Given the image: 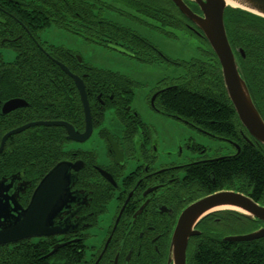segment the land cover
Returning <instances> with one entry per match:
<instances>
[{"label":"trees","instance_id":"16d2710c","mask_svg":"<svg viewBox=\"0 0 264 264\" xmlns=\"http://www.w3.org/2000/svg\"><path fill=\"white\" fill-rule=\"evenodd\" d=\"M20 1L25 2L28 7H18L0 0L3 9L17 22L26 24V21H33L40 31L55 26L67 32L77 33L86 40H97L98 45L120 46L118 39L131 42L136 40V46L152 50L168 62L170 61L155 47L133 31L105 20L102 17L104 10L122 13L115 7L116 4L122 5L165 26L178 27L200 37L194 29L188 28L191 26L192 29L194 26L169 0H105L110 5L102 0ZM184 2L198 13L192 2ZM12 20L13 18L8 22ZM224 27L240 74L264 122V19L238 9L227 8L224 13ZM0 28V50H9L15 54L12 62H5L0 52V103L20 99L28 105L7 115H0V141L7 132L31 122L63 120L77 129L82 126V108L77 91L56 62L65 65L70 72L78 69L81 71L80 75H87L83 82L90 102L97 104L96 94L105 91L113 96L112 105L107 108L114 109L117 117L123 121L132 115L133 111H127V108L132 100L135 83L128 78L108 70L93 68L84 62L79 65L65 48H54L47 55V51H41L25 34L18 38V35L14 34L15 28L9 25ZM4 38L10 41L2 42ZM202 39L206 43L207 60H194L187 64V74L181 78L182 83L156 90L158 94L153 109L239 148V152L236 151L232 156L207 162L206 166L201 165L203 169L198 166L189 168L191 178L198 182L199 188L209 186L214 181V191L231 190L264 207V155L256 146L245 140L247 137L255 144L239 123L224 90L219 63L206 40ZM120 47L136 56L130 49ZM88 93L92 94L89 96ZM127 128L129 129V126ZM66 142L63 129L58 127H32L6 141L0 154V180H10L16 176L30 184L27 194L21 197L23 206L45 174L57 163L71 158V153L64 151ZM87 170L88 164L80 173L86 174L84 180L94 177L88 175ZM83 188L91 191V207L95 211L92 222L96 225L97 217L105 213L106 206L112 200V189L103 183H84ZM214 214L222 216L217 227L223 235L248 234L261 226L259 221L235 212L222 211ZM203 222L201 220L198 223V229H202ZM118 229L119 227L107 250L111 257L115 252L112 246L119 243V238L116 237ZM56 243V240L47 238L0 247V264H94L92 253L86 256L84 240L78 245L69 244L49 256ZM218 248L214 239L209 240L207 248L201 246L196 250L198 252L194 253L192 264H264V238L233 246L223 243L221 253ZM107 251L100 264H109Z\"/></svg>","mask_w":264,"mask_h":264},{"label":"flooded vegetation","instance_id":"af4514ba","mask_svg":"<svg viewBox=\"0 0 264 264\" xmlns=\"http://www.w3.org/2000/svg\"><path fill=\"white\" fill-rule=\"evenodd\" d=\"M16 1H19L23 4H15L16 6L28 7L25 2L20 0ZM12 18L13 20L11 22H8V20ZM0 20L3 21L2 23L0 22V27L5 28L6 25H9L10 27L15 28L14 34H17L18 38L22 37L23 34H25L26 37L33 43H35L41 51H44V53L47 51V55H49V51L54 48H63L50 46L44 43V41L41 39V35L45 30H38L39 28L37 27V25L30 20L26 21V24H23L21 21L17 22V20L12 17L9 12L3 9L1 4ZM69 33L78 36L77 33ZM11 40L14 41L16 39L11 38ZM4 41L7 42L10 41V39L4 38L2 42ZM90 42L98 44L97 40ZM69 51L73 56L74 61L77 63L75 53L71 50ZM82 64L84 63L82 62ZM74 72L71 73L75 76L80 77L82 80L87 77L86 74L80 75L81 71H79L78 69L74 70ZM66 77L68 76L66 75ZM68 78L73 82L70 77ZM73 86L76 89L74 82ZM157 93L158 92H156L155 94ZM88 94L90 96L92 93ZM96 98L97 104H95L94 101L90 102L87 95L92 122V131L89 139L96 132L98 138L105 143L106 151H103V155H100L101 150L99 151V154L94 152V150L85 151L76 149L72 151H66L71 153V158L69 157L66 160H62L61 162H67L70 164L81 163V169L78 172L75 173L71 170V174L75 177L71 191L76 192L77 201L73 205H71L68 211L61 213L55 220L56 223L62 222L63 224L64 221H67V225H71V227L68 229V232L64 235L48 238L56 240L57 243L55 245L66 243L65 246L69 244L78 245L82 242V240H84L86 246V241L90 237L88 231L96 225H93L92 222L95 217V211L93 210V207H91V191L84 189L83 186L84 183H103L107 185L108 188L112 189V200L106 206V210L104 213L109 215V218L107 225L104 227L102 239L100 240L99 246L97 248L91 249V255L94 256V264H100L103 260L110 243L113 241V237L118 227L119 229L116 237L119 238V243H115L112 246V249L115 250L114 255L111 257L108 251L106 254L109 264H114L116 257V264H167L172 235L181 213L194 202L214 193L225 191H214L216 187L214 181H212L209 186L199 188L197 184L198 182L192 180V174L189 173L191 172L189 168L197 166L200 167L201 165L206 166L207 162L217 161L222 158L211 161L204 160L203 158H192L188 160L185 159L186 161H182V163L179 159V161L160 164L159 159L156 155V148L154 145L151 128L142 121L139 115H137L133 111L131 116L123 119L122 121L115 115L114 109L107 108L108 106L112 105L113 96L111 94H106L105 91L102 93L100 92L96 94ZM3 103H0V109ZM151 107L153 108V106ZM111 109L114 112L115 118L118 120L122 127L120 136L114 135L111 130L103 127L105 114ZM130 110L131 109H129L128 107L127 111ZM0 115L4 116L1 114V111ZM37 122L66 121L60 120ZM123 122H126V124L124 125ZM127 126H129L130 131ZM73 128L78 134L84 133L85 119L83 109L82 126L79 129L75 128L74 126ZM62 129L67 140L66 131L64 128ZM109 139L117 145V148L121 153L122 162L120 164L116 163L115 155L112 152L111 146L108 141ZM68 141L69 140H67V142ZM230 144L233 145L234 148H236L234 144ZM201 150L204 151V148H197L198 152ZM180 154L181 151L179 152V155ZM98 157H101L102 159L99 160ZM129 161H132L134 164L133 168H131L130 170H128ZM86 164H88L89 168V170H87V174L90 176L94 175L93 178H90L88 180H84V176H86V174H80L86 168ZM200 168L203 169L204 167ZM10 180L11 181L8 182L11 185L10 194H15L17 196L19 205L22 208H26L38 184L32 190L26 205L23 206L21 204V197L27 194V191L31 186L30 184L25 183L21 177L15 176ZM209 189H211V191H209ZM110 205L111 207L110 209H108ZM217 212L221 213V211ZM99 218L100 216L97 217L96 224L98 223ZM221 218V215L216 216V214L214 213L210 214L202 219V222L204 221L201 226L202 229H198V225L194 228L195 231L200 232V235L190 237L187 241L186 264H192L194 253L198 252L196 250L201 246H206L207 248V242L211 239H214L217 242L219 253L222 252L223 243L232 244V246L233 244H238L224 241V238L237 236L238 234L223 235V233L219 231L217 227V225L222 220ZM108 240L109 242L108 244H106ZM203 242H206V244H204ZM85 250H87V246Z\"/></svg>","mask_w":264,"mask_h":264},{"label":"water","instance_id":"95a60500","mask_svg":"<svg viewBox=\"0 0 264 264\" xmlns=\"http://www.w3.org/2000/svg\"><path fill=\"white\" fill-rule=\"evenodd\" d=\"M16 5H23L16 0H7ZM177 10L191 23L192 30L204 38L214 53L221 70L224 90L231 103L242 128L254 140L253 144L247 137L245 140L256 146L264 155V122L256 110L247 85L243 80L239 65L228 42L225 27L224 13L227 8L238 9L251 15L264 19V0H188L198 9L195 13L184 0H169ZM226 2H235L240 6L233 7ZM2 23L3 21L0 20ZM108 47L125 55L134 56L124 48L108 44ZM242 54V52L240 51ZM242 57L243 54H242ZM79 65H82L80 57H75ZM62 72L70 77L78 92L85 119V131L78 134L72 125L66 122H33L13 129L6 133L0 142V154L10 136L19 134L29 128L62 127L67 134V140L84 143L91 135L92 122L87 94L83 80L73 75L69 69L56 62ZM158 94V93H157ZM155 94L151 99L154 107ZM23 100L13 99L2 104L1 114L5 115L20 108L27 107ZM111 150L115 155L116 163L122 162L121 153L117 145L108 140ZM237 152L239 148L236 147ZM81 169V163L70 164L60 162L55 165L38 183L26 208H22L15 194H10L11 180L0 181V247L11 246L32 239L48 238L64 235L71 225L67 221L56 223L57 217L68 211L76 201V192L71 188L75 173ZM110 179V178H108ZM224 208V209H222ZM227 208H234L229 210ZM217 211H231L241 214L249 219L259 221L258 230L237 236L224 238L230 243L253 242L264 238V207L259 206L249 197L232 191H221L204 197L189 205L180 215L172 235L167 264H186L187 241L190 237L199 236L200 232L194 228L206 216ZM118 221V220H117ZM109 240L106 244H108ZM66 245L57 244L52 247L49 256ZM117 262L115 258L114 264Z\"/></svg>","mask_w":264,"mask_h":264},{"label":"rangeland","instance_id":"374dc122","mask_svg":"<svg viewBox=\"0 0 264 264\" xmlns=\"http://www.w3.org/2000/svg\"><path fill=\"white\" fill-rule=\"evenodd\" d=\"M105 1V0H102ZM108 5L109 2L105 1ZM117 11L104 10L102 17L120 27L133 31L140 38L155 47L163 57L160 58L155 52L136 46V40L128 41L118 39V45L124 46L136 54L129 56L108 47L87 41L81 36L73 35L67 31L51 26L45 30L41 39L50 46L63 47L75 53L82 62L99 70H108L128 78L135 83L132 100L129 109L134 111L142 121L151 128L156 155L159 163L186 161L185 159L203 158L215 160L232 156L237 149L229 142L212 138L210 135L200 132L187 123L162 114L154 110L151 99L156 90L166 89L174 84L182 83L187 74L186 65L195 61L205 62L208 58L205 52L206 43L197 35L180 28L165 26L159 21L152 19L131 8L116 4ZM190 30L191 26L188 27ZM5 62H12L15 54L9 50H0ZM104 128H108L114 135L120 136L122 127L114 116L113 110L105 114ZM97 131V130H96ZM204 151H197V148ZM76 149L94 150L97 154L101 150L106 151L105 143L98 138L96 132L84 143L66 142L65 151ZM181 154L179 155V152ZM101 160V157H98ZM132 161L128 162V170L133 168ZM111 205L108 207L110 209ZM109 215L100 216L95 227L89 229V238L86 241V256H90L91 249L99 246L108 223Z\"/></svg>","mask_w":264,"mask_h":264},{"label":"bare ground","instance_id":"6f19581e","mask_svg":"<svg viewBox=\"0 0 264 264\" xmlns=\"http://www.w3.org/2000/svg\"><path fill=\"white\" fill-rule=\"evenodd\" d=\"M226 3H227V5H231V6H233V7H238V6H240L238 3H235V2H226ZM222 209H224V208H222ZM227 209L232 210V209H234V208H227Z\"/></svg>","mask_w":264,"mask_h":264}]
</instances>
